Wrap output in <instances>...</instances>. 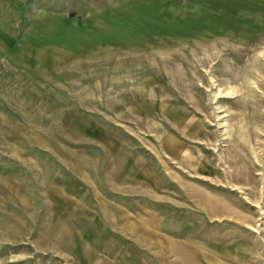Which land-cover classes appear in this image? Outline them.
I'll return each instance as SVG.
<instances>
[{
  "label": "rangeland",
  "instance_id": "1",
  "mask_svg": "<svg viewBox=\"0 0 264 264\" xmlns=\"http://www.w3.org/2000/svg\"><path fill=\"white\" fill-rule=\"evenodd\" d=\"M0 264H264V0H0Z\"/></svg>",
  "mask_w": 264,
  "mask_h": 264
}]
</instances>
